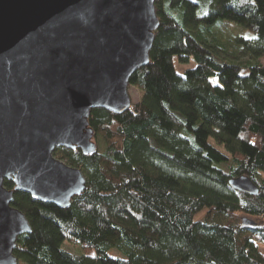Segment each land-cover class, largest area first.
Instances as JSON below:
<instances>
[{
    "label": "trees",
    "instance_id": "1",
    "mask_svg": "<svg viewBox=\"0 0 264 264\" xmlns=\"http://www.w3.org/2000/svg\"><path fill=\"white\" fill-rule=\"evenodd\" d=\"M154 7L149 63L129 81L140 100L122 113L91 109L95 153L55 148L82 171L83 192L67 208L13 192L31 227L16 239L17 264H264L257 244L264 243V0H155ZM217 20L254 33L238 40L249 60L227 62L201 39ZM173 56L192 57L195 66L178 74ZM242 174L257 194L230 187ZM63 240L83 252L64 250Z\"/></svg>",
    "mask_w": 264,
    "mask_h": 264
},
{
    "label": "water",
    "instance_id": "2",
    "mask_svg": "<svg viewBox=\"0 0 264 264\" xmlns=\"http://www.w3.org/2000/svg\"><path fill=\"white\" fill-rule=\"evenodd\" d=\"M154 1L0 0V264H17L16 239L31 231L14 191L67 208L85 189L82 171L53 151L95 153L91 109L133 107L129 81L149 63L159 25ZM228 183L258 193L246 175Z\"/></svg>",
    "mask_w": 264,
    "mask_h": 264
},
{
    "label": "rangeland",
    "instance_id": "3",
    "mask_svg": "<svg viewBox=\"0 0 264 264\" xmlns=\"http://www.w3.org/2000/svg\"><path fill=\"white\" fill-rule=\"evenodd\" d=\"M254 33L249 31L246 27L235 23L229 22L225 23L223 20H217L212 24L206 26L202 32H200L201 39L209 42L210 44L214 45L216 49L219 51L218 53L227 58L224 60L229 62L233 61H246L249 60L247 56L240 54L242 52V46L238 42L240 38H252ZM230 59V60H228ZM260 62L264 64V56L259 58ZM173 65L174 69L178 74H183L187 68H191L195 66V61L191 57L187 63H181L178 60L177 56H173ZM210 83L218 84L217 77L213 76L209 78ZM128 94L131 99L132 104L139 101L142 95V91L139 90L132 84L128 85ZM254 98L258 97V95H253ZM95 141V138H94ZM55 151V149H54ZM53 151V156L56 157L55 152ZM60 159V158H58ZM62 160V159H61ZM205 209L199 211L195 218L196 219H203L205 217ZM211 218L221 223L232 224L235 220L233 216H225L222 214H212ZM259 249L264 252V243L257 242ZM61 248L67 250L73 254H81L83 249L81 248L80 244H76L74 242H70L68 240H63L61 243ZM110 254L115 253V251L110 250Z\"/></svg>",
    "mask_w": 264,
    "mask_h": 264
}]
</instances>
